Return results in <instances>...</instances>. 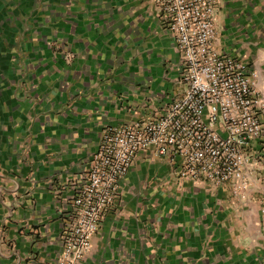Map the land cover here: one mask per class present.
Instances as JSON below:
<instances>
[{
  "label": "crops",
  "instance_id": "1",
  "mask_svg": "<svg viewBox=\"0 0 264 264\" xmlns=\"http://www.w3.org/2000/svg\"><path fill=\"white\" fill-rule=\"evenodd\" d=\"M215 30L264 103V0H217ZM180 75L152 0H0V264H58L102 131L161 115ZM261 123L238 197L138 153L79 264H264Z\"/></svg>",
  "mask_w": 264,
  "mask_h": 264
},
{
  "label": "built area",
  "instance_id": "2",
  "mask_svg": "<svg viewBox=\"0 0 264 264\" xmlns=\"http://www.w3.org/2000/svg\"><path fill=\"white\" fill-rule=\"evenodd\" d=\"M180 55L183 90L155 118L108 126L72 200L58 264H79L105 210L140 152L164 158L179 179L242 196L252 176L250 146L262 131L264 103L248 66L214 50L217 0H152ZM264 212V210H263Z\"/></svg>",
  "mask_w": 264,
  "mask_h": 264
},
{
  "label": "rangeland",
  "instance_id": "3",
  "mask_svg": "<svg viewBox=\"0 0 264 264\" xmlns=\"http://www.w3.org/2000/svg\"><path fill=\"white\" fill-rule=\"evenodd\" d=\"M179 84H180V79H179ZM164 91H166V90H164ZM168 104H169V101L165 103V106H167Z\"/></svg>",
  "mask_w": 264,
  "mask_h": 264
}]
</instances>
